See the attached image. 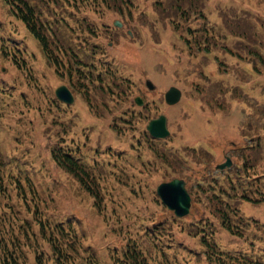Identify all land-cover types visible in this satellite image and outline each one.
<instances>
[{"label":"rangeland","instance_id":"1","mask_svg":"<svg viewBox=\"0 0 264 264\" xmlns=\"http://www.w3.org/2000/svg\"><path fill=\"white\" fill-rule=\"evenodd\" d=\"M158 1L135 0L120 11L112 4L98 1H91V5H85L86 1L73 5L66 0H61L59 5L50 4L48 9H43V15L54 19L58 37L69 43L64 45L67 51L58 49L67 63L57 72L26 27L0 0V20L5 31L16 30L12 37L21 40L20 45L26 49L25 70L21 67V54H17L21 57L18 63H12L0 52V73L6 76L2 80L5 85L11 83V94H18L16 100L23 93L25 101L27 98L32 105L30 109H21V116L15 110L0 118V149L5 158L20 157L24 150L26 158L29 152L36 165L46 164V175L41 170L34 174L42 193L49 195L48 210L58 217L71 216L77 220L84 254L93 253L98 264H113L109 259L111 246L125 243L126 229L131 237L134 232L141 235L138 231L145 226L143 217H138L135 223H130L129 217L137 212L161 217L160 213L166 211L156 194L159 183L173 177L183 178L191 195L189 214L198 216L208 213L212 190L219 193L211 178L226 180L221 175L229 169V176L240 173L241 169L236 168L242 165L243 153L250 156L253 164V171L246 172L248 177L253 181L257 176L264 177V142L261 139L260 149H255L251 138L257 127L243 130L241 126L245 119L251 124L264 123V116L259 118L264 107L261 88L264 64L263 60L257 62L254 52L260 51L264 56V0H197L196 11L189 9L187 20L174 13L169 4L172 0ZM188 7L186 2L182 8ZM52 12L57 17L63 15V22ZM239 19L240 27L236 29ZM115 20L121 22V27L114 25ZM172 22L178 23L177 30ZM206 26L218 36L216 42L212 36L204 45L209 46L207 52L193 44V36L204 37L194 29ZM252 27L257 33L255 39L240 33L243 30L249 33ZM28 50L33 51L32 55ZM70 50L76 54L71 77L67 72ZM78 61H93L99 68L103 64L112 68L116 82L123 79L124 91L110 94L89 84L88 92L94 104L90 108L84 99L85 92L77 86L76 79L80 77L77 69L83 73L91 69L94 76L98 72ZM147 78L155 85L153 91L144 85ZM13 83L17 89H12ZM60 84H65L74 96L68 106H58L54 91ZM104 85L107 88L106 82ZM170 85L182 92L180 100L172 105L164 101ZM220 85L225 93L220 91ZM136 95L142 97L145 106L135 104ZM161 113L167 116L169 135L154 143L147 141L153 139L145 126ZM30 127L34 129L29 131ZM259 133L263 135L264 131ZM59 144L64 148L80 145L78 152L87 161L99 160L96 168L100 175L99 209L75 178L53 163L50 149ZM94 149L98 150L97 154ZM226 155L232 159L231 167L222 172L216 170L215 165L224 161ZM107 161L112 162L106 164ZM241 179H245L243 174ZM255 181L253 190L248 188L244 193L240 188L231 198L228 194L222 196L236 205L237 214H242L238 221L252 217L264 224V198L256 201L239 198L241 192L256 195ZM211 186L213 189L209 190ZM246 233L248 230L238 237L223 231L221 240L229 249L248 250V241H242ZM187 238L190 239L188 235ZM191 241L198 244L197 237ZM251 242L256 248L264 249L260 240L252 238Z\"/></svg>","mask_w":264,"mask_h":264},{"label":"trees","instance_id":"2","mask_svg":"<svg viewBox=\"0 0 264 264\" xmlns=\"http://www.w3.org/2000/svg\"><path fill=\"white\" fill-rule=\"evenodd\" d=\"M60 1L3 0L9 13L13 14L26 27L32 38L39 44L46 61L54 65L57 72L60 67L64 66V63H67L61 58L58 49L67 51L64 45H69V43L61 41L55 29L54 19L49 20L46 15H43V9H48L50 4L59 5ZM66 1L73 5L85 1V5H91V1H98L100 4L106 2L107 5L112 4L120 11L123 6L130 7L135 0ZM156 2L159 1L156 0ZM186 2H188L189 7L182 8ZM169 4L173 7L175 14L180 16L181 19L187 20L189 19L188 10L191 9V12L196 11L198 1L172 0ZM52 13L57 20L63 22V15L57 17L55 12ZM240 21L239 19L236 22V29H239ZM172 24L174 25L173 28L177 30L178 23L172 22ZM187 30L192 34L190 28ZM15 31L11 29L6 32L0 20V52L4 57L9 58L12 63H18V58L21 57L17 54H21V62L24 63L21 64V67L25 70L26 57H24V54L26 53H24V50L26 49L20 45L21 40L12 37L13 34L17 33ZM194 32L201 33L200 36L204 37L201 39L197 35L193 36V44L201 47L206 52L209 46L204 45L208 43L212 36H214V42H216L215 36L218 38L214 29L207 26L204 29H194ZM208 33L211 36L207 38ZM240 33L244 36L249 35L254 39L256 38L255 34H257L253 27L250 28L249 33L247 30L240 31ZM49 36H51V39ZM60 42L63 44L62 47ZM81 43L83 44L82 41ZM229 52L231 53V50ZM254 52L258 57L257 62L263 60L264 64L263 54L260 51L254 50ZM73 57L75 60L74 53L70 50L67 57V60H70L67 71L70 77L73 74L71 67ZM255 68L253 64V69ZM77 71L80 74L79 79H76L77 86L85 92L84 99L90 108H93L94 104L88 92L89 84L98 86L101 92L110 94L124 91L123 79L116 82V76L112 75L106 66L103 67V73L99 72L96 76L92 74V71L87 73H83L80 69H77ZM103 74L108 78H105ZM249 77L253 78L250 74ZM104 82L107 83V88ZM261 88L264 90V86H261ZM219 89L222 93H225V89L221 85ZM23 97L25 96L22 93L19 99L16 100L17 103H15V106H18L17 111L20 116L23 115L21 109L24 107L30 109L32 106L30 101L27 98L25 101ZM219 103H222V101H219ZM7 108L11 110L10 104ZM37 109L39 108L37 107ZM0 110L2 109L0 108ZM1 115L4 117L6 113H1ZM263 116L264 107L260 110L259 118ZM248 121L249 119L243 121L242 129L257 127L254 128L253 134L255 135L251 139L255 141V149H260V141L262 139L264 142V134L260 135L259 132L264 131V123L251 124ZM33 129L34 127H30L29 131ZM242 135L246 137L247 134ZM28 136H30L29 132ZM246 147L243 146L242 148ZM31 148H34V146ZM248 148H252V146L248 145ZM76 150L77 147L64 148L60 144L54 145L50 149V156L57 168L64 170L75 178L80 187L92 197L94 206L99 209L101 202L100 175L96 171L99 160L94 159L91 164L80 161L74 154ZM94 151L95 154L98 153L97 149H94ZM26 156L27 153L23 150L20 157L11 155L5 158L0 149V264H98V259L93 253L84 254L85 246L80 240L82 235L77 229V220H74L71 216L58 217L53 211L48 210L49 195L42 193L40 182L34 174L41 170L40 173L46 175L48 170L46 164L36 165L29 152L28 159ZM240 158L242 165L236 169H241L240 173L243 174L245 179H241L240 173L229 176L230 169L228 172L226 171V174L221 175L226 180L217 181L216 177L211 178L212 181L214 180L213 186L218 187L219 193L212 190L213 186L209 188V190H212V195L209 199L211 206L209 205L208 213H201L198 216L188 214L178 217L171 210L169 211L165 205L159 203L166 208V211L160 213L161 217H153L151 213L141 212L129 217L130 223H135L138 217H143L144 221L140 220L145 223V226L142 227L141 231H138L141 235L134 232L135 234H132V237L126 229L127 239L125 243L111 246L112 257L109 258L111 262L113 264H264V249L256 248L253 245L254 243L251 242L252 238H256L264 243V224L259 223L257 219L252 217L238 221V216L242 214H237L236 205H232L228 199L222 196V193L228 194L231 198L235 192L240 191V188L244 193L248 192V188L249 191L253 190V182L256 180L254 186L256 195L251 196L241 192L239 198L248 201L264 198L262 189L264 177L257 176L254 181L249 178L246 172L253 171L251 158L250 156H244V153L240 155ZM170 160L173 161V159ZM111 162L107 161L106 164ZM224 185L227 189H224ZM189 217L192 218V221H184ZM128 225L130 227V224ZM250 228L253 229L252 232ZM245 230H248L249 233H246L242 241H248L246 242L249 246L248 250L229 249L226 247L227 244H224L221 240L223 231L229 235L241 237ZM181 232H185L190 239L187 238V235H180ZM247 235L249 239H247ZM193 237H197V245L192 243L191 239ZM252 252L262 254V256H255Z\"/></svg>","mask_w":264,"mask_h":264},{"label":"water","instance_id":"3","mask_svg":"<svg viewBox=\"0 0 264 264\" xmlns=\"http://www.w3.org/2000/svg\"><path fill=\"white\" fill-rule=\"evenodd\" d=\"M115 24L120 25L118 21ZM146 86L149 89L154 88L153 83L147 79L145 81ZM56 96L65 101L72 102L73 95L66 85H59L55 89ZM181 96V91L176 86H170L168 90L164 93L165 101L168 104L176 103ZM137 104L142 105L143 101L140 97H135ZM146 129L149 134L153 137H165L169 134V131L166 127V116L160 114L158 117L150 119L146 125ZM231 160L229 157H226V160L218 165L217 168H224L230 166ZM156 192L160 197L163 204H165L169 209L173 210L177 216H184L189 213L191 205V196L186 189L185 181L181 178H173L169 181L161 182L156 187Z\"/></svg>","mask_w":264,"mask_h":264}]
</instances>
